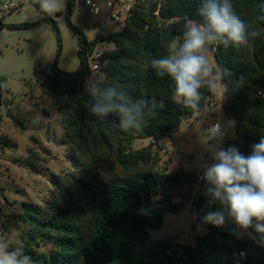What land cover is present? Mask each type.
<instances>
[{"label":"trees","instance_id":"1","mask_svg":"<svg viewBox=\"0 0 264 264\" xmlns=\"http://www.w3.org/2000/svg\"><path fill=\"white\" fill-rule=\"evenodd\" d=\"M201 3L202 0H134L119 30L87 39L70 23L72 0H67L66 22L77 38L78 68L65 72L54 64L39 72L41 86L62 113L64 135L73 147L70 158L74 171L63 180L51 175L54 189L43 206L21 204L18 220L28 229L19 248L33 264H232V255L239 250L246 253L243 264H264V236L255 231V221L253 227L243 229L225 211L223 225L208 223L206 216L220 210L219 202L210 197L197 199L195 224L203 231L191 245L181 246V255L176 259L167 255L169 241L154 240L148 234L161 227L166 214L183 207V202L174 200L173 191L193 175L180 169H153L150 144L134 152L129 149L135 140H159L177 131L182 119L196 112L176 102L171 77L157 75L150 60L166 55L169 43L182 38L188 22H202L197 11ZM231 3L250 30L264 33V20L257 19L264 17V0ZM89 17L85 8L78 15L87 26L91 24ZM2 27L5 26L0 23ZM52 28L59 41L55 23ZM103 41L113 47L102 51L100 69L91 79L99 74L102 77L95 81L91 92L85 88L90 76L86 59ZM213 56L216 65L224 69L223 82L227 86L223 114L234 121L235 137L225 141L224 150L232 146L250 155L251 146L264 137V97L258 94L264 92V35L250 40L247 47L213 46ZM113 86L133 100L145 99L149 106L154 105V115L146 117L139 129H122L115 113L105 117L91 113L97 99L105 102L103 90ZM201 94L199 110L210 103L213 93L202 89ZM15 145L0 136L1 148ZM112 145L117 173L104 175L99 155L91 161L79 158V154H98L101 148ZM38 242L50 245L47 254L32 248Z\"/></svg>","mask_w":264,"mask_h":264},{"label":"rangeland","instance_id":"2","mask_svg":"<svg viewBox=\"0 0 264 264\" xmlns=\"http://www.w3.org/2000/svg\"><path fill=\"white\" fill-rule=\"evenodd\" d=\"M99 8L97 15H90L89 26L78 19L84 7L81 0H72L69 21L80 29L87 39L96 35L117 31L120 24L108 17L105 0H93ZM124 4L134 0H121ZM12 2L19 9H0V136H6L16 145L0 147V241L9 246V251L19 248L27 238L28 227L19 222L22 203L43 206L49 198L53 184L51 175L63 180L74 171L70 158L73 148L64 135L62 113L54 105L50 95L40 84V69L52 65L60 71L77 70V38L66 22L67 0H0V4ZM56 24L59 41L52 28ZM7 25L19 27L7 28ZM25 25V26H23ZM191 22L187 23V27ZM100 49H110L113 45L103 41ZM216 64L213 47L205 53ZM86 79L85 88L94 92L95 81ZM221 98L212 94L206 104L192 116L182 119L177 131L162 139L135 140L130 152L147 147L152 155V168L171 172L183 170L192 173L190 181L173 191L175 201L183 202V207L174 214H166L158 230H149L151 239L169 241L171 259L181 255V246L191 245L203 228L195 224V205L201 197H208V189L214 187L205 178L206 167L215 161L213 148L224 150L226 140L235 137L234 121L223 114ZM63 102V98L60 99ZM214 122H220L224 136L222 141L207 139L205 129ZM94 154V153H93ZM103 159L104 175L117 173L114 145L101 148L98 154L85 153L79 158L91 161L93 156ZM34 165V166H33ZM32 248L47 254L50 245L40 242ZM164 262L166 259L163 260Z\"/></svg>","mask_w":264,"mask_h":264},{"label":"clouds","instance_id":"3","mask_svg":"<svg viewBox=\"0 0 264 264\" xmlns=\"http://www.w3.org/2000/svg\"><path fill=\"white\" fill-rule=\"evenodd\" d=\"M202 22L191 21L182 38L168 45L167 54L151 58L150 66L157 75H168L174 82L173 98L193 111H199L201 90L208 89L223 98L227 92L224 69L213 64L205 54L211 47H247L250 40L264 33L251 28L234 11L231 0H202L197 9ZM264 20V17H257ZM105 102L97 99L90 111L97 117L117 114L122 129H139L146 117L154 115V105L145 99H131L116 86L101 93ZM207 139L222 141L224 132L220 122L205 129ZM215 161L206 167L204 178L214 187L208 189L211 201L219 202V211L206 216L208 223L221 226L225 211L243 229L253 227L264 236V137L251 146V154L244 155L236 147L225 150L213 148ZM22 257V258H20ZM0 264H33L23 249L9 251L0 241Z\"/></svg>","mask_w":264,"mask_h":264},{"label":"built area","instance_id":"4","mask_svg":"<svg viewBox=\"0 0 264 264\" xmlns=\"http://www.w3.org/2000/svg\"><path fill=\"white\" fill-rule=\"evenodd\" d=\"M106 7L108 9L107 17L116 24H122L125 14L128 11L131 3L124 4L121 0H105ZM83 7L87 10L89 15H97L99 13V8L95 5L93 0H83ZM0 9L6 11H15L19 9V5L16 6L12 2H4L0 4ZM100 43V42H99ZM97 43L90 54L87 56L86 63L90 76L87 78L91 79V76L96 74L101 66V54L103 49L98 47ZM258 94L264 97V92L259 91ZM216 123V122H214ZM213 123V124H214ZM245 251L239 250L232 255V264H243L245 260Z\"/></svg>","mask_w":264,"mask_h":264}]
</instances>
